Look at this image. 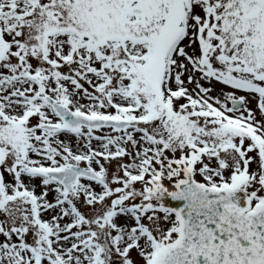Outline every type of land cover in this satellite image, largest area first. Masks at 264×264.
Returning a JSON list of instances; mask_svg holds the SVG:
<instances>
[{
  "label": "snow or ice",
  "instance_id": "1",
  "mask_svg": "<svg viewBox=\"0 0 264 264\" xmlns=\"http://www.w3.org/2000/svg\"><path fill=\"white\" fill-rule=\"evenodd\" d=\"M0 264H264V0H0Z\"/></svg>",
  "mask_w": 264,
  "mask_h": 264
}]
</instances>
